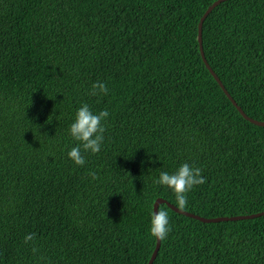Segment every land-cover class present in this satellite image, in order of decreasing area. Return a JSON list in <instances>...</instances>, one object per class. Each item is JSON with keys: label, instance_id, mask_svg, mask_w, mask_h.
Wrapping results in <instances>:
<instances>
[{"label": "trees", "instance_id": "16d2710c", "mask_svg": "<svg viewBox=\"0 0 264 264\" xmlns=\"http://www.w3.org/2000/svg\"><path fill=\"white\" fill-rule=\"evenodd\" d=\"M215 1L0 0V264H147L159 198L203 218L264 212V126L199 51ZM202 48L264 121V0L213 7ZM81 102L110 111L84 166L67 157ZM184 162L206 182L179 208L156 180ZM160 208L172 228L153 264H264V216Z\"/></svg>", "mask_w": 264, "mask_h": 264}, {"label": "clouds", "instance_id": "9594fccd", "mask_svg": "<svg viewBox=\"0 0 264 264\" xmlns=\"http://www.w3.org/2000/svg\"><path fill=\"white\" fill-rule=\"evenodd\" d=\"M109 88L103 81L93 83L91 94L107 95ZM110 116L108 108L96 111L87 102H81L68 126V134L75 141L74 146L67 151V157L74 164L84 166L88 154H98L102 151L105 142L106 123ZM206 182L199 167L188 162L179 165L175 171H161L156 183L167 186L175 194L179 208L188 205V194L198 185ZM171 219L167 208L151 210L149 233L152 237L165 240L171 232ZM34 233L25 236V242L33 239Z\"/></svg>", "mask_w": 264, "mask_h": 264}, {"label": "water", "instance_id": "95a60500", "mask_svg": "<svg viewBox=\"0 0 264 264\" xmlns=\"http://www.w3.org/2000/svg\"><path fill=\"white\" fill-rule=\"evenodd\" d=\"M225 1V0H217L214 3H212L205 11V13L203 14V16L201 17L199 23H198V33H197V41L199 43V51H200V55L202 57V60L205 64V67L207 68V70L209 71V73L212 75V77L214 78V80L218 83V85L220 86V88L222 89V91L224 92V94L226 95V97L229 99V101L231 102V104L236 108V110L242 115V117L248 121H250L251 123L263 127L264 126V121H256L254 119H251L250 117H248L243 111L242 109L237 105V103L232 99V97L228 94V92L225 90L223 84L221 83V81L219 80V78L217 77V75L213 72V70L210 68V66L208 65L205 57H204V52H203V48H202V24L206 18V16L209 14V12L212 10L213 7H215L216 5H218L220 2ZM165 203L170 209H172L174 212L179 213V214H183L185 216H188L190 218H193L195 220H198L200 222L203 223H215V222H219V221H226V220H251L260 216H264V212L261 213H255V214H251V215H242V216H236V217H231V218H226V217H216V218H203L197 215H193L191 213L185 212V211H181L179 209H177L174 205L170 204L169 202H167L164 199H157L154 202L153 205V210H157V207L159 204ZM159 246H160V240L157 239V243L155 245V249L153 251V253L151 254V257L148 261L147 264H152L153 260L155 259L157 252L159 250Z\"/></svg>", "mask_w": 264, "mask_h": 264}, {"label": "rangeland", "instance_id": "374dc122", "mask_svg": "<svg viewBox=\"0 0 264 264\" xmlns=\"http://www.w3.org/2000/svg\"><path fill=\"white\" fill-rule=\"evenodd\" d=\"M228 94H229V93H228ZM153 205H154V203H153ZM159 205H160V204H159ZM159 205H158V207H159ZM158 207H157V210H158ZM171 210H172V209H171ZM156 243H157V238H156L155 245H156ZM160 244H161V240H160ZM159 248H160V246H159ZM154 249H155V247H154ZM154 249H153V251H154ZM153 251H152V253H153ZM158 251H159V250H158ZM152 253H151V254H152ZM157 253H158V252H157ZM150 257H151V256H150ZM155 258H156V257H155ZM154 260H155V259H154ZM154 260H153V261H154ZM152 264H153V262H152Z\"/></svg>", "mask_w": 264, "mask_h": 264}, {"label": "bare ground", "instance_id": "6f19581e", "mask_svg": "<svg viewBox=\"0 0 264 264\" xmlns=\"http://www.w3.org/2000/svg\"><path fill=\"white\" fill-rule=\"evenodd\" d=\"M230 14V13H229ZM238 15V14H237ZM235 18V17H234ZM229 19V18H228ZM228 21V20H227ZM216 26V25H215Z\"/></svg>", "mask_w": 264, "mask_h": 264}]
</instances>
